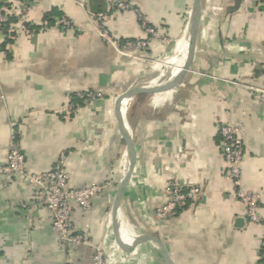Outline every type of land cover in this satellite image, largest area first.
Listing matches in <instances>:
<instances>
[{"label": "crops", "instance_id": "crops-1", "mask_svg": "<svg viewBox=\"0 0 264 264\" xmlns=\"http://www.w3.org/2000/svg\"><path fill=\"white\" fill-rule=\"evenodd\" d=\"M121 1L168 42L153 39L146 51L106 43L97 32L100 13L121 46L146 37L135 10L109 12L108 0H0L9 8V32L0 38V165L15 131L27 172L51 170L66 152L74 187L111 181L91 209L72 213L77 230L106 248L109 264H264V224L248 220L226 178L220 135L227 121L240 126L242 186L260 194L264 217V0H201L194 53L179 83L126 102L136 160L118 202L128 151L117 99L169 79L149 78L152 61L171 55L179 40L186 45L194 0ZM62 16L74 28L59 25ZM78 91L103 98L74 99L68 110ZM175 180L202 192L157 222ZM93 253L59 241L51 213L22 177L0 179V264H92Z\"/></svg>", "mask_w": 264, "mask_h": 264}, {"label": "built area", "instance_id": "built-area-1", "mask_svg": "<svg viewBox=\"0 0 264 264\" xmlns=\"http://www.w3.org/2000/svg\"><path fill=\"white\" fill-rule=\"evenodd\" d=\"M109 12H125L135 10L142 24L146 37L135 40H127L122 46L110 34V31L103 23L105 15L100 13L96 16L99 21L97 32L102 39L114 46L132 49L135 51H146L151 47L153 39H158L161 43H167L168 38L161 36L158 31L148 24L147 20L140 13L139 9L129 2L121 0H108ZM8 5L0 2V38L9 32ZM59 25L65 29L74 28L71 20L62 16L58 20ZM264 99V92L259 93ZM103 98L101 92L78 91L72 97V101L67 106L68 110H73L77 103L74 99L90 101ZM220 135L223 143V155L226 163V178L231 181L233 190L237 194L240 202L245 207L246 217L251 223H263L264 217L260 212L261 196L257 191L245 189L242 186L243 163L245 161L244 137L240 126L227 121L220 127ZM66 152H62L56 165L49 171L43 173H29L26 170V158L20 149L17 134L12 132L7 160L0 165V179L22 177L32 188L37 204L47 209L51 213L52 227L59 241L69 244L72 248H79L83 245L93 247L92 264H109V256L106 248L102 245L91 243L88 235L77 230L72 219L75 206L83 210L92 208L94 200L103 194L112 184L111 181L104 183H92L81 187H74L71 182V174L66 166ZM168 200L155 210L157 222H164L174 216L176 211L189 200L197 199L202 190L197 186L184 188L182 183L175 180L168 188ZM25 206V205H24ZM261 258L264 261V231L261 238Z\"/></svg>", "mask_w": 264, "mask_h": 264}, {"label": "water", "instance_id": "water-1", "mask_svg": "<svg viewBox=\"0 0 264 264\" xmlns=\"http://www.w3.org/2000/svg\"><path fill=\"white\" fill-rule=\"evenodd\" d=\"M201 14H202L201 0H194L190 22L188 26V31H187V37H188L187 52H186V56L184 60V65L181 71H179V73L175 75L174 77L161 81L160 83H150V84H146L143 86L132 87L128 89L125 93L121 94L118 97L117 102H116V113L121 120H123L125 116L123 114V111L125 108L124 102H127L129 99H131L138 93H148V92H153V91H158V90L170 89V88H174L179 83L180 79L183 77L184 73L187 71V69L190 66V62H191V59L194 53L196 39L198 36L199 27H200ZM123 121H125L124 129L127 135V151H128V157H129V164L118 187V202L120 200V197L122 196L127 179L133 170L135 160H136L135 137H134L133 131L129 123L126 122L125 119ZM145 237H147L148 239L156 243V245H158V247L163 253L165 254L167 253L165 247L162 245V243L158 239L150 235H146ZM170 263L172 264L171 261Z\"/></svg>", "mask_w": 264, "mask_h": 264}, {"label": "bare ground", "instance_id": "bare-ground-1", "mask_svg": "<svg viewBox=\"0 0 264 264\" xmlns=\"http://www.w3.org/2000/svg\"><path fill=\"white\" fill-rule=\"evenodd\" d=\"M187 46H188V37H187L186 45H185L184 40H179L178 42L175 43L174 48L172 49V55L166 61L160 63V65H159L162 78H172L175 75H177L179 73V71H181V69L184 65V60H185V56H186V52H187ZM125 104L127 107L128 103L124 102V105ZM127 156L126 157L124 156L125 159H124V162L122 164V171L123 172L127 169V166H128ZM130 228L132 229V231H135L134 228H132V227H130ZM123 234L126 237L130 236V234L127 230H124Z\"/></svg>", "mask_w": 264, "mask_h": 264}, {"label": "rangeland", "instance_id": "rangeland-1", "mask_svg": "<svg viewBox=\"0 0 264 264\" xmlns=\"http://www.w3.org/2000/svg\"><path fill=\"white\" fill-rule=\"evenodd\" d=\"M189 26V25H188ZM188 28V27H187ZM186 41H187V38H186ZM171 55H172V51H171ZM171 55H169L167 58H165L166 56L162 57L161 60L157 63V60H153L152 63L153 65L151 66L153 68V71L151 72L150 74V77L149 78H157L159 76V73L161 75V71L159 72L160 68H159V65L160 63L166 61ZM156 61V62H155ZM154 66V67H153ZM128 105H129V102H128Z\"/></svg>", "mask_w": 264, "mask_h": 264}, {"label": "trees", "instance_id": "trees-1", "mask_svg": "<svg viewBox=\"0 0 264 264\" xmlns=\"http://www.w3.org/2000/svg\"><path fill=\"white\" fill-rule=\"evenodd\" d=\"M50 19V18H49Z\"/></svg>", "mask_w": 264, "mask_h": 264}]
</instances>
